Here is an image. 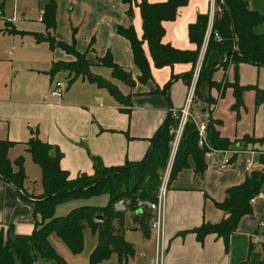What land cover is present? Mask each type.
Here are the masks:
<instances>
[{"label": "crops", "instance_id": "0c3cea01", "mask_svg": "<svg viewBox=\"0 0 264 264\" xmlns=\"http://www.w3.org/2000/svg\"><path fill=\"white\" fill-rule=\"evenodd\" d=\"M50 1L0 0V64L4 63L6 54L13 57L19 53L26 55L29 49L31 62L46 66L27 67L24 71L25 84L16 88L14 82L10 86L5 83L4 87L9 93L0 95V139L16 142L9 152L10 160L14 162L23 156L25 165L33 161L26 143L32 137V130H37L41 140L61 150V168L72 179L80 174L93 175L94 158L107 167L142 161L169 114L184 108L193 79L188 85L183 76L192 70V64L179 63L158 69L145 41L143 48L152 78L141 83L138 80L141 72L135 64L131 43L119 33V28L133 27L138 38L142 39L143 19L139 6L144 1L154 5L169 0H131L128 3L124 0H57V27L52 33L54 38L75 44L76 50L85 55L91 65V73L106 78L123 95L130 96V106L122 105L107 89L86 79L79 78L69 85L65 72L51 76L50 71L55 64L73 63L76 58L60 48L51 49L47 42L37 43L32 35L46 33L42 16ZM248 1L251 9L259 11L254 6L255 0ZM213 6L212 0H188L186 5L178 8L174 20L163 22V43L182 52L196 51L197 46L189 38V26L196 23L200 15L210 16ZM8 41L12 45L5 47ZM108 53L116 64L131 73L134 86L113 78L112 70L101 63ZM204 53L202 50L197 70L202 66ZM109 73L110 80L107 77ZM59 75L63 76V82L67 85L61 99L50 95ZM175 76L177 79H174ZM37 79L42 81L41 85L35 83ZM213 79L224 85L238 82L241 86H255L264 90V67L241 64L236 69L229 64L219 68ZM169 82L166 96L162 90ZM224 85L220 90L215 88L211 91V97L217 101L215 105L207 109V105L195 102L192 112L198 122L207 123L208 117L218 121L220 135L235 144L229 151H215L207 155V171L203 178L196 176L192 164L191 168L179 173L172 183L169 184L168 179L166 194L160 204L161 237L158 239L153 230L150 239L144 236L149 245H157L161 264H232L234 246L238 242L243 245L241 249L245 260L250 242L257 243L258 234L264 232L260 226L264 221L262 193L253 205L254 215L244 217L239 225V233L231 238L229 254L224 241L216 235H208L201 244L191 233L204 223L218 224L224 219L225 213L216 207V203L225 200L229 188L241 185L246 180L251 173L248 169L250 163L253 164L252 171L264 169V165L260 164V154L264 152V101L259 102L256 91L251 89L244 92L242 104L234 108V89H225ZM203 110L207 111V116ZM248 137L253 139V144L245 145L244 139ZM234 151L239 153L235 154ZM227 158L231 159V163L225 166ZM26 190L32 195L43 193V189L38 187L31 190L27 184ZM120 205L123 208H119ZM117 209L123 210L124 205L120 203ZM9 226L17 235H31L35 228L34 205L21 200L15 188L0 179V232ZM135 228L134 225L133 229L140 231ZM183 232L186 234L181 235ZM53 236L49 238L51 246L68 264H90L98 238L91 244L87 255L82 256L74 255L65 244L56 240L54 245ZM125 238L135 248L136 255L124 264H144L148 261V254L139 251L126 232ZM150 250L152 255L154 246ZM151 260L150 264L154 259ZM100 264L120 263L114 254Z\"/></svg>", "mask_w": 264, "mask_h": 264}, {"label": "trees", "instance_id": "16d2710c", "mask_svg": "<svg viewBox=\"0 0 264 264\" xmlns=\"http://www.w3.org/2000/svg\"><path fill=\"white\" fill-rule=\"evenodd\" d=\"M187 1L169 0L154 5L144 1L139 6L143 19L142 39L138 38L133 27L119 28V33L131 43L135 64L141 72L139 82L146 83L152 78L151 67L143 48L146 41L158 69L179 63H191L192 70L183 76L186 83L191 84L201 56L210 16L200 15L197 22L189 26V38L197 46L196 51L182 52L163 43V22L174 20L178 8L186 5ZM56 13L57 0H51L46 4L42 16L46 33L32 35L37 43L47 42L51 49L60 48L73 55L76 61L55 64L50 71L51 76L60 72L61 68L58 66L63 65L62 69L72 75L69 85L79 78L86 79L100 88L107 89L122 105L130 106V96L123 95L111 81L91 73V65L85 55L76 50L75 44L54 38L52 33L57 27ZM263 24L264 14L251 9L248 0H216L212 33L195 86L196 103L207 105V109L216 104L217 101L211 97V91L215 88L220 90L222 87V83L213 79L219 68H225L229 64H233L236 69L241 64L264 67V33L257 31ZM101 63L112 70L113 78L129 86L135 85L131 73L116 64L110 53L101 59ZM174 79H177V76ZM170 84L171 82L162 90L166 96ZM229 87L234 89V108L242 104L244 92L251 89L256 91L259 102L264 101V90L255 86H241L238 82L224 85L225 89ZM177 123L170 113L154 136L152 146L142 161L107 167L94 158V174H80L75 179L61 168V150L41 140L38 131L32 130V137L26 145L33 162L42 170L43 193L39 196L26 190L25 158L20 156L14 162L9 158V152L16 142L0 139V179L14 187L21 200L33 203L35 217V228L31 235H17L12 226H9L7 234L4 230L0 232V264H68L51 246L49 238L56 234L74 255H79L84 251L86 228H90L98 238V245L90 256V264H100L114 254L118 256L120 264L134 258L135 248L125 238V218L128 213H132L135 229L150 239L151 225L159 206L162 172L168 168L171 161L172 143L175 140L172 130ZM217 124L218 121L208 117L207 145L201 147L195 122L192 119L187 122L174 155L169 184L176 180L183 170L191 168L192 164L196 176L203 178L207 171V155L215 151L231 150L235 143L220 135ZM244 141L250 142L253 139L248 137ZM237 153L239 151L235 154ZM260 164L264 165V156L260 157ZM260 177L261 171H252L241 185L227 190L225 200L216 203V207L225 213L224 219L218 224L204 223L191 230L199 243L204 244L208 235H216L224 241L226 252L229 254L231 238L239 233L241 220L254 215L255 200L264 193V182L260 181ZM104 194L110 197V202L105 207L83 206L65 216H55L56 208L61 204ZM120 203L124 205L123 210L117 209ZM185 234L186 232L181 233ZM254 252V243L250 242L247 257L240 264H251L252 257L255 258L256 255ZM260 256V264H264V243Z\"/></svg>", "mask_w": 264, "mask_h": 264}, {"label": "rangeland", "instance_id": "374dc122", "mask_svg": "<svg viewBox=\"0 0 264 264\" xmlns=\"http://www.w3.org/2000/svg\"><path fill=\"white\" fill-rule=\"evenodd\" d=\"M256 5V9H258L261 13H264V0H255L254 1V6ZM210 22V21H209ZM209 26L210 23L208 25V29H207V33L205 36V41H204V45L202 50L205 52L206 50V46L209 40V37L211 35H209ZM257 31L259 33H264V24L261 25L260 27L257 28ZM12 45V43L10 41H8V43H6L5 47H10ZM17 53V52H16ZM205 55V53H204ZM31 58V53H29V49H28V53L25 54H21L20 53L18 55H16V57L14 56H10L9 54H6V57L4 58L5 61L4 63L0 64V68L1 70V76H0V95L4 96V95H8V89H6L4 87L5 83H9V86L11 84V82H14L16 88H19L20 85L23 86L25 84V76H24V71L27 67H46L45 64H38L36 65L35 62H31L30 60ZM200 60H201V56H200ZM58 68H61L60 72H65L67 75V82L69 84V80L72 78V75L70 74L69 71H66L62 68H64L63 65L58 66ZM17 69V70H14ZM42 69V68H41ZM201 67L199 66L198 70H200ZM107 72H109V70L105 69ZM197 70V69H196ZM196 72V71H195ZM195 74V73H194ZM108 79H111V75L110 73L108 74ZM104 78V77H103ZM106 79V78H105ZM60 81L63 82V76L59 75L58 77H56L55 82ZM35 83L41 85L42 81H40L39 79H37L35 81ZM197 83V81H196ZM222 86L224 84H221ZM174 120H176L177 126L173 128V132L177 131V129L179 128V120L174 117ZM253 141L250 142H246L245 141V145L248 144H253ZM172 156H171V161L169 163V166L166 170H164L162 172V186L161 188L164 186V184H167L168 179H169V175L171 172V167H172V163H173V159H174V155L176 150L175 146H174V142L172 143ZM177 149V148H176ZM261 156H264V152L260 154ZM26 167V175H27V185L28 188L32 189H37L39 187V189H42V170L41 168L36 165L33 161H30L29 163H27L25 165ZM160 188V190H161ZM167 189V187H166ZM160 194V191H159ZM35 196H39V195H35ZM110 202V197L108 194H104V195H98V196H92L89 198H82V199H74L71 201H68L64 204L59 205L56 208V212H55V216L56 217H62L67 215L68 213H70L72 210L79 208V207H83V206H96V207H105L109 204ZM119 205V204H118ZM119 208H123L121 205L119 206ZM129 215L126 216L125 218V232L126 235L128 237V239L133 240V242L136 243L137 245V249L139 251H143L145 252V254H148V257H152L151 259L153 261H155L157 259V254L160 253V250H157V245L152 243L149 245L148 241L144 238V235L142 232L140 231H135L134 228V223H133V219H132V213H128ZM8 229L5 230V234H7ZM54 239L52 240V243L54 245L55 244V240L57 242H60L61 244H65L56 234H54ZM258 242L254 243V248H255V252L254 254H256L253 258L252 257V261L251 264H260L261 261V253H262V246L264 243V232L259 233L258 234ZM97 240V236H95L92 232V230L90 228H86L85 229V247H84V251L82 254V256L87 255L89 248L91 246V244H93L94 241ZM63 242V243H62ZM66 246V244H65ZM154 246V252H152L151 255V250L150 248ZM241 246L243 247V245L238 242L237 244H235L234 246V252H233V263L232 264H239L241 262V260H243V258L245 256H243V252L241 249ZM149 247V250H148ZM68 248V247H66ZM160 248V247H159ZM70 250V249H69ZM158 251V252H157ZM62 257V256H61ZM148 259V261L144 262V264H150V260ZM151 260V261H152Z\"/></svg>", "mask_w": 264, "mask_h": 264}, {"label": "built area", "instance_id": "2783aa9c", "mask_svg": "<svg viewBox=\"0 0 264 264\" xmlns=\"http://www.w3.org/2000/svg\"><path fill=\"white\" fill-rule=\"evenodd\" d=\"M212 2H213L214 6H213V11L211 12V15H210L211 20H210V26H209V35H210V33H212L214 14H215V10H216V0H212ZM216 37H217V39H219L218 35H216ZM199 72H200V70H196V72L194 74L193 83L190 87L189 94H188L184 108H182L181 110L172 112V115L179 120V128L177 129V131L174 132V134H175V140H174L175 149L174 150H176V148L178 147V144L180 142L184 127L190 119H192L197 126V130L199 133V145L201 147L207 145V123L206 122H198L196 120V118L194 117L193 112H192V108H193L194 103H195V100H194V98H195V86H196V81H197L198 76H199ZM66 89H67V85L65 84V82H60V81L55 82L54 87L50 92V95L53 98L61 99L63 97V95L65 94ZM224 152H226V151H224ZM234 153H236V151H234ZM230 163H231V159L227 158L225 160V166H228ZM248 169H249V171L252 172V170H253V164L252 163L249 164ZM166 187H167V184H164V186L160 190L159 206L156 209L157 215H156V218L151 225V229L156 233L158 239H160L161 232H162V219H161V211H160L161 206H160V204H161L163 198L165 197L166 190H167ZM260 226L262 228H264V221H262L260 223ZM160 259H161L160 254H157V259L155 261H153L151 264H161Z\"/></svg>", "mask_w": 264, "mask_h": 264}, {"label": "water", "instance_id": "95a60500", "mask_svg": "<svg viewBox=\"0 0 264 264\" xmlns=\"http://www.w3.org/2000/svg\"><path fill=\"white\" fill-rule=\"evenodd\" d=\"M203 114L206 115V116L208 115L206 110H203ZM260 181L264 182V169L261 171ZM101 219L102 218L100 217L99 220H101Z\"/></svg>", "mask_w": 264, "mask_h": 264}]
</instances>
